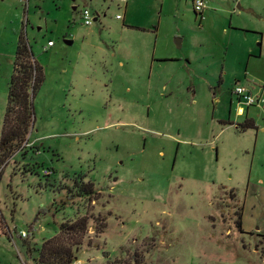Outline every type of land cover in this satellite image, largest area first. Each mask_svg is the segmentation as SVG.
I'll return each mask as SVG.
<instances>
[{
  "label": "rangeland",
  "instance_id": "1",
  "mask_svg": "<svg viewBox=\"0 0 264 264\" xmlns=\"http://www.w3.org/2000/svg\"><path fill=\"white\" fill-rule=\"evenodd\" d=\"M202 1L0 0V136L20 36L44 73L0 161V264L86 214L73 263L264 264V0ZM239 84L263 99L245 131Z\"/></svg>",
  "mask_w": 264,
  "mask_h": 264
},
{
  "label": "trees",
  "instance_id": "2",
  "mask_svg": "<svg viewBox=\"0 0 264 264\" xmlns=\"http://www.w3.org/2000/svg\"><path fill=\"white\" fill-rule=\"evenodd\" d=\"M44 82L43 69L33 59L31 47L24 36H20L15 53L13 73L8 86V100L0 136V161H3L26 141L33 122V100L37 90ZM237 127L245 131L255 128L253 121H245ZM75 196H86L89 201L94 200L96 190L94 184L80 182L76 186ZM236 222L241 231V211ZM87 214L73 221H64L59 233L54 238L43 243L38 257V264H72L76 257L74 251L81 245L82 239L88 229ZM106 226L96 229L102 233Z\"/></svg>",
  "mask_w": 264,
  "mask_h": 264
},
{
  "label": "built area",
  "instance_id": "3",
  "mask_svg": "<svg viewBox=\"0 0 264 264\" xmlns=\"http://www.w3.org/2000/svg\"><path fill=\"white\" fill-rule=\"evenodd\" d=\"M204 9H205V4L202 0H193V10L195 14H199L202 17ZM80 15L83 19V23L85 26L92 25V21L94 19L92 20L91 13L88 9H83L80 12ZM117 18L119 19L120 16H117ZM48 46H52V42H49ZM233 95L236 96L237 99L236 104L239 106L238 115L240 116H243L245 112L243 106L245 107H250L253 105L260 106L263 103V99L260 96H254L248 88L240 84L235 86L233 90ZM44 174L49 175V172L45 171ZM73 264H77V263H73Z\"/></svg>",
  "mask_w": 264,
  "mask_h": 264
},
{
  "label": "crops",
  "instance_id": "4",
  "mask_svg": "<svg viewBox=\"0 0 264 264\" xmlns=\"http://www.w3.org/2000/svg\"><path fill=\"white\" fill-rule=\"evenodd\" d=\"M96 20V18H94V21ZM133 29H137V30H139V31H142V32H144L146 29H144V28H142V27H133ZM51 42V41H50ZM152 58H158V57H155V55H153L152 54ZM154 60V59H153ZM236 103H237V100H236ZM244 116H245V120H244V122L241 124V125H243L244 123H245V121H253L254 122V120L252 119V117H250L249 115H248V113H246V115H245V112H244ZM240 125V124H239ZM254 125H255V123H254ZM248 130V129H247Z\"/></svg>",
  "mask_w": 264,
  "mask_h": 264
},
{
  "label": "water",
  "instance_id": "5",
  "mask_svg": "<svg viewBox=\"0 0 264 264\" xmlns=\"http://www.w3.org/2000/svg\"><path fill=\"white\" fill-rule=\"evenodd\" d=\"M74 9H75V8H74ZM181 42H182L181 39H176V45H177L178 47H181ZM67 43H68V44H71V41H67Z\"/></svg>",
  "mask_w": 264,
  "mask_h": 264
},
{
  "label": "flooded vegetation",
  "instance_id": "6",
  "mask_svg": "<svg viewBox=\"0 0 264 264\" xmlns=\"http://www.w3.org/2000/svg\"><path fill=\"white\" fill-rule=\"evenodd\" d=\"M233 94V93H232Z\"/></svg>",
  "mask_w": 264,
  "mask_h": 264
}]
</instances>
